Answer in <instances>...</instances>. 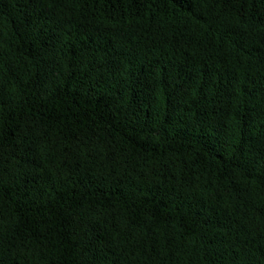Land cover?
Instances as JSON below:
<instances>
[{"label":"trees","instance_id":"1","mask_svg":"<svg viewBox=\"0 0 264 264\" xmlns=\"http://www.w3.org/2000/svg\"><path fill=\"white\" fill-rule=\"evenodd\" d=\"M0 264H264V0H0Z\"/></svg>","mask_w":264,"mask_h":264}]
</instances>
